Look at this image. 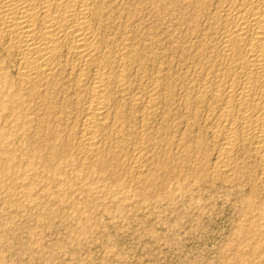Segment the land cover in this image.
Here are the masks:
<instances>
[{
    "label": "rangeland",
    "instance_id": "374dc122",
    "mask_svg": "<svg viewBox=\"0 0 264 264\" xmlns=\"http://www.w3.org/2000/svg\"><path fill=\"white\" fill-rule=\"evenodd\" d=\"M135 1L139 17L130 19L129 29L133 27L131 31L135 30V34L140 29L139 33L145 35H138L139 38L150 37L147 40L154 45L147 41V46L155 50L157 56L154 55V62L149 61L148 70L134 73L138 74V81L141 78L139 91L135 90L134 94L146 93L157 71L160 79L161 75L169 77L172 88L170 93L164 90L166 98L161 94V107L150 120L148 131H144L146 138L143 134L137 137L136 133L127 141L121 153V162L125 164L122 162V166L117 167L124 170L113 167L105 171L88 170L67 161L62 170L58 169L47 158V150L38 145L41 144L40 134L36 136L40 130L36 131L41 129L40 124L37 125V116L41 114L36 106L39 102L35 100L34 105L28 98L26 102V97L21 95L19 99L13 90L9 97L0 96V264H264L263 220L250 205L249 188L245 183L242 186L238 181L224 182V178L208 176L207 171L216 160L211 149L214 148L211 142L213 121L206 120L202 109L203 115L194 118L188 110L191 103L186 105L191 100L193 1L160 0L158 5L152 0L150 3ZM151 63L154 66H149ZM11 66L0 68L6 82L15 78V75L12 77L15 68ZM147 71H151V77ZM10 99L20 102L21 108L16 112L4 110L2 106ZM23 101L28 104L23 105ZM130 106L135 110L131 111L134 131L140 130L142 116L135 105ZM135 121H139L138 126ZM60 127L59 134L67 141L68 133L64 125L63 133ZM147 139L156 142L152 140V144ZM32 140L38 141L37 146ZM201 141L202 145L207 144V149L209 147V150L204 147V155L203 149L198 150L197 144L202 146ZM137 147H146L150 155L148 164L159 167L156 170L160 176L158 182H162H157L156 189L155 185L134 182L124 168L131 163L129 158L132 160L131 153L134 154ZM164 153L169 156L166 158Z\"/></svg>",
    "mask_w": 264,
    "mask_h": 264
},
{
    "label": "bare ground",
    "instance_id": "6f19581e",
    "mask_svg": "<svg viewBox=\"0 0 264 264\" xmlns=\"http://www.w3.org/2000/svg\"><path fill=\"white\" fill-rule=\"evenodd\" d=\"M152 1L159 4L160 0ZM192 1L194 12L191 21L195 26L191 29L195 37L191 44V102L187 101L186 105L191 103L188 110L194 118L203 115L200 113L202 109L206 120L213 121L212 128L209 127L213 129L211 142L214 148L211 149L216 160L208 171L204 169L212 178H224V182L238 181L237 184L242 186L245 183L249 188L248 200L263 220V228L264 0ZM137 10L135 0H0V68L4 65L15 68V71L12 70L15 73L12 77L15 75V78L7 82L0 74V96L9 97L13 90L19 99L21 95L26 97V102L27 98L34 101V105L39 102L36 106L41 114L38 113L39 123L36 124H40L41 127H37L41 129L36 131L40 130L36 136L40 134L41 144L38 145L47 150V158L60 170L66 161L88 170L99 168L105 171L122 166L121 153L127 147V141L136 133L137 137L139 134L145 137L144 131L150 127V120L162 102L164 90L171 91L167 74L164 76L166 79L162 75L160 79L156 70L158 78H151L153 82L151 86L148 84L145 95L139 97L134 94L141 83V78L138 81V74L134 73L139 70L144 72L156 55L155 50L147 46V41L151 43L147 40L150 37L139 38L140 29L139 34L131 31L133 27L129 29L130 19L139 15ZM160 70L163 73L164 70ZM152 72H155L154 69ZM148 74L151 77V71ZM168 92L166 95H171ZM167 97L172 100L171 96ZM164 102L167 104V101ZM130 104L135 105L142 116L140 124L135 121L136 126H141L137 131H134L135 125L133 127L131 122L135 110H131ZM19 105L18 100L10 99L2 106L13 113L21 108ZM35 120L38 121L36 117ZM58 125L61 130L64 125L69 137L67 141L59 134ZM150 139L147 141L153 144L155 139ZM35 140H38L37 137ZM37 142L33 144L37 146ZM197 145L198 150L203 149L204 155L207 144ZM140 147L134 150V154L131 153V163L127 162L124 168L130 172L134 182L155 185L156 189L160 178L156 170L159 167L148 164L149 150ZM206 154H210L209 151ZM168 156L167 153L165 157Z\"/></svg>",
    "mask_w": 264,
    "mask_h": 264
}]
</instances>
